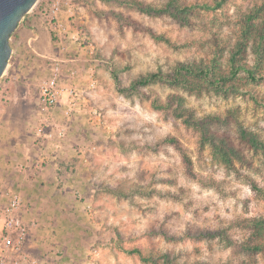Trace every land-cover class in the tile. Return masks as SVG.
<instances>
[{"label": "rangeland", "instance_id": "1", "mask_svg": "<svg viewBox=\"0 0 264 264\" xmlns=\"http://www.w3.org/2000/svg\"><path fill=\"white\" fill-rule=\"evenodd\" d=\"M127 1L73 0L71 16L62 14L67 39L63 58L68 61L61 64L59 98L48 113L39 106L38 95L40 84L50 76L51 60L45 57L52 49L48 44L40 47L35 32L43 23L49 32L40 11L51 0H38L13 31L11 56L0 78L3 191L14 190L22 199L44 196L25 183L48 166L60 170L57 177L67 182L62 196L82 203L78 212L87 220L83 241L76 247V264H154L127 252L135 247L145 256L168 253L183 264H264V251L244 247L263 244L264 250V235L255 237L251 227L254 220L264 218V153L240 140L238 132L241 124L264 140V79L249 80L243 93L225 95L211 89L188 92L162 82L136 91L118 89L140 75L169 72L177 61L215 57L227 67V58L242 40L246 14L264 0L195 7L185 14L184 23L169 15L141 12ZM139 1L160 6L167 0ZM26 22L32 28H26ZM73 32L78 33L77 41H71ZM242 54L253 64L251 38ZM172 94L181 95L197 116L227 118L207 127L216 144L235 149L232 168L214 158L209 143H200L196 129L170 109L152 106L158 99L169 101L172 108ZM93 110L99 120L92 118ZM63 125L68 139L61 141L60 151L52 152L47 134ZM4 135L10 139L3 140ZM169 136L177 138L190 158L194 177L186 173L179 151L162 141ZM218 230L230 241L219 235L196 236Z\"/></svg>", "mask_w": 264, "mask_h": 264}, {"label": "trees", "instance_id": "2", "mask_svg": "<svg viewBox=\"0 0 264 264\" xmlns=\"http://www.w3.org/2000/svg\"><path fill=\"white\" fill-rule=\"evenodd\" d=\"M212 2L213 4L211 5L207 2L178 3L177 0H167L160 6L144 5L139 0H128L126 3L149 15H169L184 23L188 21L185 14L190 13L193 8H218L221 7L226 0H212ZM24 20L25 18L23 21ZM257 21H260V26ZM243 23V34H241L242 40L238 41V45L231 51V55L227 58V67L223 68L215 57L211 58L209 61H177L169 72H162L161 70H158L150 72L146 75H140L139 77L133 79L127 87L118 86V89L122 91H136L139 87L146 86L151 83L162 82L170 86L180 87L188 92L196 93H199L204 89H211L218 94L224 95L227 93L245 92L243 87L246 82L249 80L259 81L264 79V2L254 5L249 13L246 14ZM249 38L252 39L256 54L255 61L251 65L244 60V55L242 54ZM113 77L117 81L115 73H113ZM169 97L175 101L172 108H169L172 106V103L169 101L163 103L158 99H154L151 104L157 110L170 109L172 114L180 118L185 125L196 129L200 134V143H209L211 145L214 158L221 162L224 167L228 169L232 168L234 166L232 156L236 155L235 149L231 146H223L225 145L224 142H221L222 146L216 144L207 127L209 122H223L227 118L221 117L219 114L197 116L193 113L190 107L184 104V98L181 95L172 94ZM238 132L240 140L248 144L254 151L264 153V140L261 139L254 131L239 124ZM162 141L173 145L179 151L185 165L186 173L190 177H194L195 173L191 168V160L185 153L177 138L169 136L165 137ZM252 224L253 225L251 227L254 229L255 237L263 236L264 218L254 220ZM218 235L219 237H224L226 240L230 241V238L226 235V233L219 230L215 232H199L196 236L213 238ZM244 247L245 249L253 252L264 251L262 250L263 244H254L252 246L246 245ZM127 252L137 253L142 257V260L149 261L154 264L158 262L159 264H183L174 262L168 253H160L157 256H145L137 247L129 248L127 249Z\"/></svg>", "mask_w": 264, "mask_h": 264}, {"label": "crops", "instance_id": "3", "mask_svg": "<svg viewBox=\"0 0 264 264\" xmlns=\"http://www.w3.org/2000/svg\"><path fill=\"white\" fill-rule=\"evenodd\" d=\"M40 23L41 21L35 23V25L38 26ZM43 24L44 27L39 25L35 32L37 38L35 42L39 43L40 47H45L48 44L49 49L51 46L52 52H50L49 56H52L55 55L52 39L49 32H47L45 23ZM31 25L27 22L25 27L29 28ZM34 52L37 53L35 49ZM49 56L45 57V59H49ZM34 59L37 58L35 57ZM39 60L37 59L36 61ZM48 66L49 69L50 65ZM3 120L4 125H6L7 119ZM65 127L66 125L61 126V128L56 130V132L58 131L57 133L51 132L47 134L48 137H51L48 140V147H51L52 152L60 151L61 141L68 139L66 130H63ZM5 139L10 138L4 135L3 140ZM55 169L56 167L54 166H48L47 169L37 172L39 176L34 174L35 177L25 183V185H30V188L34 190H41L42 195H44H35L33 198L22 199V206L18 213L29 227L25 250L34 258L35 264H76V261L79 260L76 257L78 252L76 247L79 242L83 241L82 234L84 232L83 229L86 228L85 223L87 221L83 220V214L79 213L78 210L83 209L84 206L82 203L79 204L77 199H70L67 195H65L66 197L62 196L61 189L64 188L63 185L67 184V182H62L60 177H57L60 170L57 171ZM65 258L67 259L64 260Z\"/></svg>", "mask_w": 264, "mask_h": 264}, {"label": "built area", "instance_id": "4", "mask_svg": "<svg viewBox=\"0 0 264 264\" xmlns=\"http://www.w3.org/2000/svg\"><path fill=\"white\" fill-rule=\"evenodd\" d=\"M72 10L73 0H51L49 7L40 11L47 22L55 53L48 57L51 60L50 76L39 86L38 104L46 113L56 105L59 98L57 76L61 64L65 60L63 54H65L67 40L65 36L66 24L62 14L66 12L71 16ZM70 37L71 41L79 39L77 32H73ZM82 43L85 44V40L80 42V44ZM90 52H92V48H90ZM73 73L71 71L72 75ZM94 85L95 80L92 79V86ZM72 93L73 91L70 90V94ZM91 113L94 120H99V113L96 110ZM0 199L4 200L3 203H0V264H35L34 258L25 250L29 227L18 213L22 206L20 194L11 189L3 191L0 185Z\"/></svg>", "mask_w": 264, "mask_h": 264}, {"label": "water", "instance_id": "5", "mask_svg": "<svg viewBox=\"0 0 264 264\" xmlns=\"http://www.w3.org/2000/svg\"><path fill=\"white\" fill-rule=\"evenodd\" d=\"M37 2L38 0H0V78L12 52L10 36Z\"/></svg>", "mask_w": 264, "mask_h": 264}]
</instances>
